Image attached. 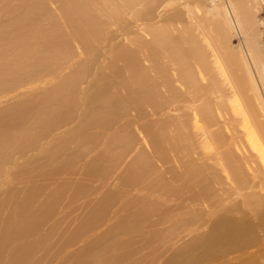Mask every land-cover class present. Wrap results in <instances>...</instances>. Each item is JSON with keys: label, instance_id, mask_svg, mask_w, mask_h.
I'll use <instances>...</instances> for the list:
<instances>
[{"label": "bare ground", "instance_id": "6f19581e", "mask_svg": "<svg viewBox=\"0 0 264 264\" xmlns=\"http://www.w3.org/2000/svg\"><path fill=\"white\" fill-rule=\"evenodd\" d=\"M19 1L25 7L23 21H31L15 28L17 46H5V51L0 52V87L5 88L0 97L13 93L11 78L16 81L15 90H24L23 94H30L35 100L28 103L15 101L17 112L8 122L7 118L0 120V215L6 212L0 224L8 228V231L0 232L1 258H7L9 264H28L26 259L20 261V258H29L27 253L31 251V256L39 264L40 257L46 253L53 254L49 245V248L45 245L44 248V243L37 239L40 225L47 217L46 212L53 210V206L49 201L38 205L37 196L28 192L33 187H24L44 179V175L38 172L44 163L55 167L59 164L58 158L45 151L51 141L50 126L66 128L64 122H71L72 100H59V94L62 89L69 87L74 90L77 84H83L93 73L90 72L96 61L99 66L104 63L105 74L97 71L98 79L88 82L86 90L90 91V96L87 102L99 100L94 107L101 110L86 123L82 122L75 136L83 137L91 127L107 133L114 131L105 144L109 148L117 134L136 130L141 149L145 152L140 154L143 159L137 161L138 171L146 179L136 172L132 176H127V173L125 181L134 185L137 193L152 197L153 202H150V208L147 207L149 214L159 212L165 220L176 221L177 214L195 204V213L187 220H180L189 223V226L184 224L188 229L196 213H201L200 208L210 210L216 206V187L222 183L240 195L245 205L264 208V45L255 37L256 27L260 26L256 14L264 0H52L58 5V19L64 18L63 25L69 30L68 39L76 45V50H71L67 42L68 51L55 53V64L47 70L37 63L30 67L32 60L26 57L35 37L44 36L39 48L45 50V41L58 36V30L49 19L51 16L46 20L30 15L34 10L44 12L41 0ZM0 3L10 5L6 0H0ZM89 8L97 14L96 21ZM44 23L53 28L40 34ZM5 30L0 20V40ZM234 39L238 42L236 46H233ZM118 40L123 42L124 50L110 51L116 48ZM14 50L21 54L8 56ZM74 51H78L80 57L88 55L90 58L84 57L87 61L74 68L67 80L53 83L56 75L70 70L66 65L77 55ZM102 52L108 57L105 62L101 60ZM62 57H65L63 61ZM118 63L120 65L115 66ZM70 65L74 67V63ZM18 71L22 73H16ZM128 81L136 85L138 92L133 96L131 107L122 106L124 111L119 112L120 103L114 107L108 101L112 97L106 95V91L111 88L119 96L120 87ZM54 112L63 116L56 117ZM119 118L125 120L121 126L116 123ZM153 128L154 133L151 134L150 129ZM127 135L122 137L124 141L125 138L127 141ZM23 137L42 142L41 150L31 158H24L33 148L25 147ZM89 143L90 140L82 141L78 148L86 147L87 151ZM92 144L95 145L94 142ZM74 151L71 149L69 155ZM82 152L81 149L75 155L78 167L86 160ZM56 153L61 156L63 148H57ZM101 160L102 163L103 157ZM60 163L66 165L65 158ZM67 167L71 173L80 175L75 171L77 167ZM81 169L84 170L83 167ZM194 174L197 175L193 178ZM200 175L215 188L202 187V196L192 195L191 190L200 184L197 179ZM72 176L62 168L54 180L62 184L73 179ZM187 193L190 195L183 198ZM103 202L93 209L94 217L106 207ZM45 204L48 205L46 208ZM10 209L11 214L8 212ZM214 209L218 210L220 206ZM18 225L27 232L14 234L13 230ZM125 228L121 232L129 230ZM256 228L258 224L253 222L240 223L219 217L209 232L195 239L194 244L203 243L206 252L225 250L223 257L215 251L212 259L207 261L223 258L224 262L220 264H228L224 257L236 255L234 253L243 250L251 240L255 243ZM11 234L14 240L29 243L30 248L2 240ZM101 242L99 239L95 242L99 260L83 259L81 264H104L109 254L117 253L123 247L118 244L120 242L112 246L107 243L104 246ZM44 250L48 251L42 254Z\"/></svg>", "mask_w": 264, "mask_h": 264}, {"label": "rangeland", "instance_id": "374dc122", "mask_svg": "<svg viewBox=\"0 0 264 264\" xmlns=\"http://www.w3.org/2000/svg\"><path fill=\"white\" fill-rule=\"evenodd\" d=\"M6 2H8L10 5L0 3V20L2 22V26L6 28L4 31L5 34L0 40V52L2 50L5 51V46H17V40L14 38L16 35L15 28L17 26L19 27V25L28 24L31 21L30 20L28 23L23 21L22 17H24L26 12H22L25 7L21 5L19 0H6ZM41 2L44 6V12L40 13L39 10H34V12L30 11V15L35 14L38 18L42 17L46 20L49 18V16H51L49 19H52L53 24L56 26L58 30V36H56L54 39L45 41V50H40L39 48L40 42L44 36L35 37L32 47H29V56L26 58L32 60V62L29 64L30 67H33L37 63L41 67H45V70H47L52 68L55 64V53L61 54L68 51L67 42H69L71 50H76V45L71 43L68 39L69 36H67V34L69 33V30L63 25L64 18L62 20L58 19L59 14L58 11H56L58 5L54 4L52 0H41ZM261 6V9L256 14V19L260 21V26L256 27L255 37L259 38L262 45H264V1ZM88 10L90 15L94 18L93 20L96 21L97 14L91 8ZM52 28L53 26H48L46 23H44L41 26L40 34H44L50 31ZM237 43V40L234 39L233 46H236ZM115 44L116 48L110 51L115 52L117 49L118 51L124 50V45L121 40H118ZM101 46L104 48V44H101ZM97 50H99V48H97ZM74 52H77V55L70 60L68 65H66L67 69L70 70L56 75L55 80L52 81L53 83L58 82L59 84L67 80L71 76L74 68L80 66L84 60L87 61L86 58H90L88 55H81L80 57L78 51ZM20 54H18V50H14L12 51V55L8 54V56L14 57ZM102 54V62L107 61V54L105 52H102ZM64 58L65 57H62L61 61H63ZM71 63H74V67L70 65ZM118 65L120 64H115V66ZM104 70V63L99 66L96 61L92 71L90 72L93 73L86 78L83 84H77L74 90L70 89L69 87L61 90V93L59 94V100H65L66 98H70L72 100V116L69 119L71 122L68 120L64 122V127L66 128L50 126L51 141L45 147V151H49L54 155V157L59 159V164L55 167L53 164L44 163L38 168V172L44 175V179L38 183L24 187V189L33 187V189L28 192H32L37 196L36 203L38 205L44 203L45 201H49L53 206V210L46 212L47 217L40 225L39 234L37 237V239H40L41 243H44L42 244L44 248L45 246L47 248L48 245L51 247L50 249H52L51 251L53 254L50 255V253H46L50 249L44 250L42 254H46L44 257H40L39 264H81L83 259L98 261V247H95V242H97L98 239L104 243V246L106 245L105 243H107L108 246H112V244L114 245V243L120 242L118 243L120 244V247H122V245L124 247V249L123 247L120 248L121 252L119 249L117 253L114 251L116 254L114 252L109 254V257L107 256L104 264H220V262H224L223 258L218 261L207 260L212 259V255L215 251L220 257H223L225 255V250L215 249L212 252H206L204 250L203 243H200L201 245L199 243L194 244L195 239H198V237L200 238L202 235L204 236L205 233L207 234L209 232L211 226L219 217L237 220L240 223L253 222L254 224H258V228H256L254 231V239L256 238L255 243H253L251 240L249 243L245 244L243 250L235 252L234 254L236 255L232 256L231 258H229L230 256L224 257V260L226 259L228 264H264V230H262L264 227L263 207L254 208L253 206L245 205L244 199L240 195L234 191L228 190V187L222 183L219 187H216L218 192L215 205L220 206V209H214L216 206L212 207V210L200 208L201 211H199L201 213H196V219L194 217L193 224H190L191 226L193 225V227L190 226V228L188 227L187 229L189 223L186 224L185 222H180V220H187L192 216L193 213H195V204H193L188 210H184V212L182 211V214L176 213V221H174L175 219L165 220V217L159 212L149 214L147 211V207L150 206V202H153L152 197L137 193L136 191L138 189L133 187L134 185H131L125 181L127 173V176L130 174V176H132L137 172L143 178H145L144 174L138 171L139 164L137 161L139 159H143L140 155L143 153V151L141 149L142 145L140 146L141 142L136 130L131 129L126 133L117 134V136L114 137L116 138L115 141L111 146H109L110 149L105 144H107L108 138L109 140L112 138V136H110L111 138L108 137L109 134H112L114 131L107 133L103 129L94 130L95 128L91 127L90 130L84 132L82 135L83 137L79 136L76 138L75 135L81 123H86L92 115L100 112L101 110V108L94 107L96 102H99V100L87 102V99L90 96V91L86 89H88V82L90 80L98 79L96 76L97 73L101 72L105 74ZM16 73H22V71H18ZM106 74H109L108 71H106ZM9 80L14 88L12 89L13 93L7 97H0V118L8 114V116H5L0 120L4 121L7 118V122L13 116V114L17 112V108L14 106L15 101L28 103L29 100H35L34 96L30 94H23L24 90H15L16 81H13L11 78H9ZM3 91H5V88L0 87V96H2L1 93ZM137 92L138 90L136 85L128 81L126 84L120 87L119 96H116L111 88L106 91V95L109 94L112 97V99L108 101L113 103L114 107H116L117 103H120V110H117L120 112L121 110L124 111V109L121 108L122 106L125 108L131 107L133 104V96ZM113 95L116 98H114ZM53 115L56 117L63 116V114L58 112H54ZM120 120L121 118L118 119V122L116 120V123L118 125L120 124L121 126L125 120ZM153 130L154 128L150 129L151 134L154 133ZM127 133V141L126 138L124 141L122 137L126 136ZM88 137L91 143H89V147L87 146V151L86 147L78 148V143L82 141L86 143L89 141ZM22 142L25 144L26 148L27 146H31L33 148V150L29 151L24 156V158H31L41 150L42 142L40 139L33 141L28 137H23ZM63 142L68 145L64 144ZM93 142L96 146L92 144ZM91 144L93 146H91ZM59 147L63 148V153L61 156H58L56 153V149ZM126 147L131 151L128 152ZM92 148H94V150ZM137 148H140L141 150H133ZM71 149L75 151L69 155ZM81 149L83 150L82 153H85L84 155H86V160L78 167V160L75 155ZM97 155L103 157L102 163L101 157L100 159H97ZM63 158H65L67 166L77 167L75 171L76 173L80 172V175L71 173V170L66 165H61L60 162ZM121 161L124 163L126 162L125 164L127 166L124 163L121 164ZM81 167H83L84 170H82ZM62 168H65L76 178L72 176L73 179H70L69 181L66 180V182H63L62 184L59 181H55L54 179L56 178V173L62 171ZM205 169L206 167L202 170ZM89 171L93 172L90 173ZM196 175L197 174H194L193 178ZM261 178H263V176H261ZM261 178L258 179L262 180ZM197 179L200 184H197L191 190L190 194L202 196V192L200 191L202 187L209 186L212 188V190L215 188L214 185L211 182L205 180L202 175H200V177ZM141 181L142 180H139V182ZM12 187L13 186H11V188ZM190 194H184L183 198L188 197ZM101 202H103V205L106 206L104 209L102 208L101 211V213L104 214L99 217V215H101L100 213L96 215L97 217H94L92 213L93 209L100 207L99 205H101ZM47 206L45 204L44 208ZM35 207H37V205ZM105 210L106 212H104ZM8 212L11 214L12 209L8 210ZM5 213L6 212H2L0 215V222ZM179 216L181 218H179ZM198 218H200V220ZM201 219L203 223H201ZM197 220L199 223L197 222L198 224L196 223V226L194 222ZM124 227H126L125 230L128 228L129 230L121 232ZM194 229L195 231H193ZM4 230L8 231V228L0 224V232L3 233ZM25 231L26 230L24 228H21V226L18 225L16 228H14L13 233L19 235L21 232ZM118 231L119 233H117ZM12 234L5 236L2 240L18 247H23V245H26L30 248L29 243L19 241V239L14 240L12 238ZM89 250H91L92 254ZM27 254L30 257L26 258L23 256L20 258V261L26 259L28 264H36L35 260L31 256V251H28ZM88 254L89 256H87ZM117 255L120 256L115 258ZM0 264H9V260L7 258L0 257Z\"/></svg>", "mask_w": 264, "mask_h": 264}]
</instances>
